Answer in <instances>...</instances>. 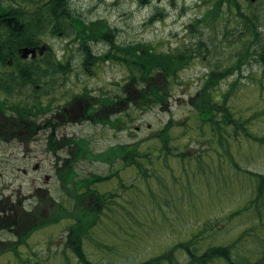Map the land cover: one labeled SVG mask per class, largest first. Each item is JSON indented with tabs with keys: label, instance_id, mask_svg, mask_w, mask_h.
<instances>
[{
	"label": "rangeland",
	"instance_id": "rangeland-1",
	"mask_svg": "<svg viewBox=\"0 0 264 264\" xmlns=\"http://www.w3.org/2000/svg\"><path fill=\"white\" fill-rule=\"evenodd\" d=\"M27 1L12 2L26 5ZM243 2L246 10L256 9L263 18L260 27L264 31V4L261 0H254L251 6L247 1ZM210 4L211 0H70L71 9L81 13L85 19H105L103 23L107 30L108 27L112 29L115 41L110 48L105 42L96 43L94 49L101 52L102 56L101 62L98 64L95 61L91 67V73L83 70L85 63L89 64L87 58H83L84 61L80 59L81 55H70L64 64L61 63L70 69L69 80L62 89L51 90L53 93L45 96L46 103L54 97L58 104H62V92L80 94L84 86L90 90H109L111 85L117 93V100L120 95L121 99L125 98L128 94L124 95L121 89L130 80V69L118 61V44L151 45L164 52L184 45L198 46L202 42L211 46L213 39H216L217 49L211 54L214 57L194 58L179 71L177 82L172 84L173 94L165 109L160 105L144 110L127 108L133 116L122 115V121L127 119L128 124L120 130L100 123L70 122L63 127L68 132L67 136L73 134L88 138L95 152L113 144L135 142L140 143L143 152L150 150V146H156L154 134L170 119L178 122L191 115L193 108L189 98L198 93L204 82V73L211 67H229L245 48L239 38L243 23L237 18L236 11L224 9L216 23H202L198 31L192 30L190 24L195 23ZM53 36H44L45 48L48 42L56 49L62 46L61 38ZM106 52L111 60H108ZM252 54L250 52L249 61L242 66L237 89L230 101L237 117L241 115V120L250 123L247 130L249 128L251 134L263 136L264 67ZM237 75L235 73L228 78L218 79L215 90L219 100L222 93H227ZM28 94L27 100L35 98L37 101L38 92L36 94L29 89V93L25 91V95ZM70 94L66 101L71 99ZM125 109L117 111L112 121L118 114H125ZM36 123L40 130L29 143L0 139V199H7V203L2 204L3 208H14L18 199H22L27 207L22 206V209L27 215L31 212L29 216L32 220L36 218V203L40 202V197L48 194L55 203L49 206V212L53 215L58 209L69 213L82 210L85 204L78 206L79 201L72 202V197L84 200L82 193L85 189L72 184L67 186V191L70 190L72 195L62 193L55 165L59 156L51 152L47 142L50 130L41 125L44 124L42 120ZM178 124L170 129V145L173 146L171 155L167 156L166 150L160 149L159 144L154 149L160 154L155 165L140 159L148 167L146 176L139 173L137 167L125 168L120 162L108 165L98 160L77 161L75 166L80 178L92 173L106 176L110 171L120 168L127 190L120 191L119 177L117 181L113 177L94 184L93 187L100 193L112 191L114 196L104 198L101 217L91 223V228L86 227L81 217L66 213L57 223L34 231L31 227L26 228L29 221L28 224L24 222L22 227L25 231L32 232L25 238V243L18 245V254L14 251L2 253L7 247L2 242H17L19 239L14 234L15 230H0V264H83L71 246L66 244L70 228L80 223H83L81 227L87 228L82 231H89L80 238L82 247L88 258L96 264H141L169 250L175 253L179 264H183L186 254L176 248L177 243L192 238L196 239L195 245L201 250L211 245L225 244L231 246L235 259H260L264 251V205L260 206L261 210H257V203H251L257 196V180L245 170L264 173V145L252 137H245L242 132L235 135L232 124L228 125L232 138L229 153L234 154L240 164L239 169L231 158L225 156L226 148L211 139L209 133L207 139H202L199 130L189 129L191 124H195L192 119L186 131L185 127ZM12 127L16 129L17 126ZM238 137L239 144L236 142ZM186 149L193 156L179 157L178 154ZM65 153H59V165L63 157H68ZM35 189H38L37 192ZM91 195L94 203V195ZM4 216L7 217V213ZM9 217L12 219L13 216ZM35 222H39L38 218Z\"/></svg>",
	"mask_w": 264,
	"mask_h": 264
},
{
	"label": "trees",
	"instance_id": "trees-1",
	"mask_svg": "<svg viewBox=\"0 0 264 264\" xmlns=\"http://www.w3.org/2000/svg\"><path fill=\"white\" fill-rule=\"evenodd\" d=\"M12 1L0 0V19L5 16H17L22 22V27L15 29L0 25V66L8 70L0 72V93H5L10 96L8 98H2L0 96V121L3 120V123L5 121L8 122L12 118L11 116H18L16 118L18 119L17 123L21 128H24L25 125L20 121V117H26L25 111L29 113L30 110H36L37 116L40 118L47 112L50 106V103L45 102V96L51 90L50 82L47 81L48 76H50V69L66 67L57 60L51 61L46 51L42 54H37L34 58H23V48H43L45 43L44 36L49 31H53L54 33L61 31L66 20L70 19L72 21L74 11L69 7L68 0H29L23 6H18V4H14ZM243 1H247L249 6L253 5V0H211L207 11L201 17H198L195 23L190 24L192 30L198 31L199 25L202 23H216V20L221 18V12L224 9L230 12L236 11L237 18H240L243 23L239 38L244 42L245 48L240 53L238 59L231 63L229 67H211L209 71L204 73V82L198 93L189 98V103H192L193 108L192 114L186 116L182 121H178V125L185 127L186 131L192 119L195 124H191L189 129L199 130V136L202 139H207L209 133L211 139L217 140L222 148H226L225 156L231 158L232 163L237 165L236 167L239 169L241 167L237 160H235L234 154L229 153L231 151L232 138H230L231 129H228V125L232 124L235 135L242 132V134H245V137H252L264 145V134L263 136L251 134L249 128L247 130L248 120H241L239 118H242L241 115L237 117L233 111L234 105L230 101L235 89H237L239 77L242 74V66L249 61L248 56L250 52L253 53L252 55L255 59L264 67V31L260 27L263 18L257 13L256 9L246 10ZM5 2L8 3L5 4ZM261 2L264 4V0H261ZM76 28L82 30L86 28V25L81 26L77 24ZM98 36L102 40L109 39V31L102 22ZM216 43L217 40L213 39L211 46L206 42H202L198 46L195 44L192 46L184 45L183 47L180 46L173 49V51L164 52L158 51L155 46L153 47L151 45L137 46L132 44H118L116 46L118 61L130 69V80L121 90L125 92L124 95L128 94L127 96L130 97L127 98L126 96L123 99L120 98L121 95L118 97L119 100H117L116 104L117 111L121 110V108H126L125 110L127 111L125 114H118V117L112 121L113 127L118 130L126 127L128 124L127 119H125V122L122 121V119L124 120L123 116H133L128 109L144 110L154 105H160V107L165 109L169 104L170 96L173 94L172 84L177 82L179 71L189 64L192 59L199 56H206L207 58L214 57L211 54L217 49ZM200 45H203V47ZM11 69H17L19 71L13 72ZM235 73H238L237 78L231 82L227 93L221 94L222 97L219 100L217 98V91L215 90L218 85V79L228 78ZM132 85L135 88L137 87V89ZM15 86H17L16 89ZM29 89L33 90L36 94L38 92L37 101L35 98H33L34 101L32 99L27 100L29 94L25 95V91L29 93ZM13 92L17 93V97L14 98ZM11 111L15 112V114H12ZM99 114L98 117L100 120L107 118L103 112ZM178 122L170 119L161 130L154 134V144L157 147L160 144L159 148L166 150L167 156L173 152V146L170 145V141L172 140L170 129L172 126L177 125ZM32 129H35L33 125ZM71 140L73 138L69 140L71 153L68 157H63L62 165H59L61 156L56 148L58 145H53V142H50L49 148L56 156H59L57 158L56 174L61 183L62 193L66 192L72 195L70 190L67 191V186H71L72 184L77 186V188H84L85 190L82 193V196L85 197L84 200L82 198L70 197H72V202L74 203L79 201L78 206H83V204L85 206H83L82 210H73L70 213L62 211L61 209L56 210L55 208L57 213L53 215L49 212V206H54V199H49L48 194H46L40 197L39 200L42 202L40 206L39 201L36 203V206H38L36 207V218H38L39 222H35L36 218L31 220L29 216L31 212L27 215L25 209H22L24 207L20 204L22 199H18L17 204L15 203L16 207H8L6 210L2 204L5 205L7 199H0V230H15L14 234L19 239L17 242H2L7 246L2 250V253L14 251V253L18 254V245L22 242L25 243V238L32 231L49 224L57 223L64 217L65 213L67 215L77 216V218L81 217L87 224L86 227L91 228V223L93 221L97 222L99 217H101V210L103 209L101 205L105 202L106 197L112 198L114 196V192L112 191L100 193L98 189L93 187L95 183L107 179L110 180L113 177H116L117 181L119 177L120 191L127 190L128 187L120 175V168H117L116 171H110L106 176L92 173L88 177L80 178L75 166L77 161L80 162L82 159H89L92 162L98 160L109 165L120 162L122 164L121 166L125 168L137 167L139 173L146 176L148 167L145 165V162L149 165H155L160 157V154L154 150L156 146H150V150L142 152V147H140L139 142L117 143L110 145L102 151L95 152L88 138L83 137L75 140L74 144L71 143ZM236 140L239 144L240 137ZM178 156L186 158L193 156V153L189 149H186L180 152ZM200 157L201 155L198 156V158ZM140 159H145V162ZM245 171L252 174L257 180V196L253 201L251 200V203H257V210H261L260 206L262 204L264 205V173L247 169ZM91 194L94 195V203L91 201L93 199ZM118 195H120V192ZM5 213H7V217L4 216ZM10 215L13 216L12 219L9 217ZM24 222L28 224L26 228L31 227L33 230L25 231L22 227L25 225H22ZM82 224L80 223L79 226L70 228L66 244L71 246L72 251L77 255L81 263L96 264L88 258L82 247L80 238L86 236L89 232L82 231L87 229L85 226L81 227ZM195 240L192 238L177 243L176 248H180L178 250L186 254L183 264H264V251L262 252L261 258L257 261H248L246 259L238 260L233 257L230 245H211L201 250L199 246L195 245ZM176 261L177 264L180 263L175 253L173 254V251L169 250L153 256L141 264H176Z\"/></svg>",
	"mask_w": 264,
	"mask_h": 264
},
{
	"label": "flooded vegetation",
	"instance_id": "flooded-vegetation-1",
	"mask_svg": "<svg viewBox=\"0 0 264 264\" xmlns=\"http://www.w3.org/2000/svg\"><path fill=\"white\" fill-rule=\"evenodd\" d=\"M29 1V0H28ZM27 1V2H28ZM70 3V0H68V5ZM23 6L24 3L19 2L18 6ZM71 5H69L70 7ZM74 15L72 21L70 19L65 21V24L61 31H58L54 33L53 31H49L47 34L51 37V35H54V38H61L62 40V46L58 49L55 48L54 45H52L50 42L47 43L45 51L48 53V56L51 61L57 60L58 62L64 64L65 60L73 55H81L80 59H88V64L85 63V66L83 67L85 71L91 73L93 67L95 64V61H98V64L101 62V52H97L96 48L94 49V46L98 41L105 42V44L109 45V48L111 47V43L115 41V36L113 35L112 29H109V39L108 40H101L99 38V29L101 26V22H106L102 20V17H98L95 19H85L84 16L77 11L74 10ZM77 19V20H76ZM77 21V22H76ZM86 25V28H83L82 30L77 29L76 25ZM107 29V26H106ZM45 48V47H44ZM41 50V48H40ZM89 54H88V53ZM109 53L106 52V56L109 58L108 60H111V56ZM33 58V57H26ZM84 59L82 61H84ZM107 61V60H105ZM13 72H18L17 69H11ZM1 71H8L7 69L0 66V72ZM69 71L68 68H55L50 69V76H48L47 81L50 82V88L51 90L57 88L62 89L63 84L67 83L69 80ZM17 86H15L16 89ZM50 90V92H51ZM54 91V90H53ZM51 92V94L53 93ZM115 90H112V87L110 85L109 90L105 89H89L88 87H83V90L80 94H70L69 92L64 93L62 92V96L64 99V102L62 104H58L57 100H54V97L50 99V106L47 110V112L42 116L38 117L36 110H30L29 113L25 111L26 117H20V121L23 122L25 125L24 128H21L19 124L17 123V120L15 116H11L12 118L10 120L5 121L3 123V120L0 121V139L3 140H11V141H22V142H31L36 134L40 130V126H37L36 121L42 120L44 123L43 126L48 127L50 130V134H48L47 142L48 144L50 142H53V145H58L57 151L60 152H66L65 154L70 155V146H69V138L72 137L73 140H71V143L74 144L75 140L81 139L84 136H76L71 135L67 136L68 132L67 130H64V126L70 122H78L81 124L84 123H91V124H102L107 125L109 128H113L112 125V116H115L117 113L116 110V104H117V93ZM19 93V92H18ZM84 93V94H83ZM14 98L17 97V93L13 92ZM68 101H66L69 97ZM20 95V93H19ZM0 96L2 98H8L9 95H6L5 93H0ZM12 97V96H11ZM34 101V99L32 98ZM78 100V101H77ZM77 101V103H76ZM12 114H15V112L11 111ZM103 112L106 115V119L100 120L99 119V113ZM109 117V118H108ZM111 120V123H110ZM110 123V124H109ZM12 125H16V129L12 127ZM32 125L35 127V129H32ZM42 125V124H41ZM39 129V130H38ZM66 129V127H65ZM61 131V132H60ZM59 133H61V136H59ZM8 135V136H7ZM90 141V140H89ZM107 146L106 148H108ZM104 148V149H106ZM52 152V151H51ZM53 153V152H52ZM54 154V153H53ZM60 163V162H59ZM57 164V160L55 165ZM109 165V164H108ZM26 172V169L24 170ZM37 189H35V192ZM20 204L22 206H25L23 204V200H21ZM25 208H27L25 206ZM32 210V209H31Z\"/></svg>",
	"mask_w": 264,
	"mask_h": 264
},
{
	"label": "water",
	"instance_id": "water-1",
	"mask_svg": "<svg viewBox=\"0 0 264 264\" xmlns=\"http://www.w3.org/2000/svg\"><path fill=\"white\" fill-rule=\"evenodd\" d=\"M6 24V25H9V26H14L15 28H19L21 27V23L19 21V19L15 16H8V17H3L1 20H0V24ZM32 54V55H35L36 54V49L35 48H24L23 49V53H22V56H28L29 54Z\"/></svg>",
	"mask_w": 264,
	"mask_h": 264
}]
</instances>
